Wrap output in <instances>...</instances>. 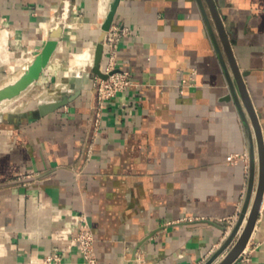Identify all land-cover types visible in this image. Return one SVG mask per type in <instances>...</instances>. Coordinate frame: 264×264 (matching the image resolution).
Segmentation results:
<instances>
[{
	"label": "crops",
	"instance_id": "obj_1",
	"mask_svg": "<svg viewBox=\"0 0 264 264\" xmlns=\"http://www.w3.org/2000/svg\"><path fill=\"white\" fill-rule=\"evenodd\" d=\"M214 1L264 135V0ZM111 2L0 0V82L29 70L67 13L37 80L53 86L96 46ZM113 25L130 30L116 68L132 85L105 102L99 126L92 78L44 116L40 103L60 98L0 117V264H87L80 214L99 264H204L240 216L249 169L231 157L249 154L248 136L199 1L121 0ZM110 58L104 47L101 65ZM235 264H264V198Z\"/></svg>",
	"mask_w": 264,
	"mask_h": 264
},
{
	"label": "water",
	"instance_id": "obj_2",
	"mask_svg": "<svg viewBox=\"0 0 264 264\" xmlns=\"http://www.w3.org/2000/svg\"><path fill=\"white\" fill-rule=\"evenodd\" d=\"M121 0H112L109 12L103 22L101 29V35L99 37L98 43L96 44L95 49V66L93 67L94 73L102 78L107 76L102 73L100 65L101 59L104 51V39L107 32L111 29L115 15L120 4ZM207 25L209 27L210 33L218 50V54L221 58L222 64L225 68L227 78L230 85L231 93L226 96V100L234 99L239 108L241 118L245 124L247 131L248 142H249V175H248V188L245 196L243 209L240 213L239 218L236 221V224L229 234L226 241L222 246L204 263V264H214L217 259L228 249V247L233 243L235 238H237L233 247L229 250L227 255L219 264H235L242 257L243 252L245 251L250 238L256 227L263 198H264V135L262 126L259 120V116L256 112L252 99L250 97L245 77L247 72H244L240 69L237 64V61L233 54L232 44L230 41V35L233 34V30L228 29L225 25L224 19L220 14L217 5L214 0H198ZM208 6V9L205 5ZM216 29L214 28V25ZM222 42L223 48L226 52L233 77L229 70L228 64L226 63L225 57L221 51V46L217 38V33ZM62 31V26L56 28L53 32L52 38L46 44L43 52L38 56L34 64L29 68L28 74L26 75L24 82L17 86L16 88L8 92L11 95L19 93L22 89L28 86L33 80H38L39 75L43 67L48 63L51 55L57 47V39L59 33ZM235 80V81H234ZM238 87L239 94H237L236 85ZM79 94V91L73 93L70 96H63L60 99L51 101V102H41L39 108L34 115H46L50 112L59 109L62 106L67 105L69 102L74 100ZM241 98V99H240ZM243 103V104H242ZM13 114H9L10 118H13ZM249 212V213H248ZM248 214V217H246ZM247 218V219H246ZM246 220V224L243 227V223Z\"/></svg>",
	"mask_w": 264,
	"mask_h": 264
},
{
	"label": "built area",
	"instance_id": "obj_3",
	"mask_svg": "<svg viewBox=\"0 0 264 264\" xmlns=\"http://www.w3.org/2000/svg\"><path fill=\"white\" fill-rule=\"evenodd\" d=\"M67 18L68 16L66 14H62L61 18L57 22V25L62 26L60 23L66 21ZM63 26H65V24H63ZM129 31V28L127 27L112 25L104 39V47H109L111 51V58L108 65H100L102 73L107 77L102 78L97 74H94L92 77L96 89V126L100 125V118L105 102L116 97L120 92L132 85L131 73L129 71L118 70L116 68V52L118 44L123 37L129 34ZM239 159H242L248 163L247 167L249 168L248 152L241 155H233L231 157V162L236 163ZM78 222L79 231L75 236V241L78 245L81 255L87 264H99L95 250V238L87 216L85 214H80L78 216ZM53 259L58 260V257L50 256L48 261Z\"/></svg>",
	"mask_w": 264,
	"mask_h": 264
},
{
	"label": "bare ground",
	"instance_id": "obj_4",
	"mask_svg": "<svg viewBox=\"0 0 264 264\" xmlns=\"http://www.w3.org/2000/svg\"><path fill=\"white\" fill-rule=\"evenodd\" d=\"M59 27L61 26L56 24L53 30ZM95 49H96V46H91V47L85 48L82 52L75 54L73 64H71L68 69L63 71V74L61 77L58 78L56 82V88L53 89V91L56 90L58 92L60 91L62 92L64 90V87H66V84L67 83L69 84L72 81V79H75L76 81L75 86L77 88H80V89L83 88L89 81V73L87 71V68L91 66L92 64H93V67L95 66ZM27 74H28V71H24L21 74L12 75L7 81H5L4 83L0 85V108L3 106L4 103H6L9 99L13 97V95L9 94L8 92L16 88L17 86H20L24 82L23 80L25 79ZM246 217H248V214ZM245 224H246V220L244 222V226Z\"/></svg>",
	"mask_w": 264,
	"mask_h": 264
},
{
	"label": "rangeland",
	"instance_id": "obj_5",
	"mask_svg": "<svg viewBox=\"0 0 264 264\" xmlns=\"http://www.w3.org/2000/svg\"><path fill=\"white\" fill-rule=\"evenodd\" d=\"M74 60V59H73ZM74 61H72L71 64H73ZM70 64V65H71ZM70 67V66H69ZM68 67V68H69ZM67 68V69H68ZM66 70V69H65ZM28 71V70H25ZM87 71L89 73V78H92L94 73L93 64L87 68ZM23 73V71L21 72ZM21 73H13L7 76L5 79H3L0 82V85L7 81L12 75H18ZM63 74V73H62ZM62 76V75H61ZM59 76V77H61ZM58 77V78H59ZM58 80V79H57ZM56 82L55 81L53 86L48 87H42L41 84H38L37 80H34L32 83H30L28 86H26L23 90H21L19 93L13 95L11 99H9L6 103L3 104V106L0 108V116L11 114L15 111H19L22 109H29L34 108V105L38 103L40 100H47V99H53V98H62L63 96L67 95L68 92H71L77 88L75 86V79H72V81L68 84H66V87H64V90L61 92L53 91V89L56 88ZM63 86V85H61ZM65 91V92H64ZM5 106V108H4ZM3 108V109H2ZM5 109V110H4ZM249 169V168H248ZM249 172V171H248ZM244 227V226H243ZM241 228V231L243 229ZM237 238L233 241V243L228 247V249L218 258L217 264H219L224 257L227 255L229 250L233 247L234 243L236 242Z\"/></svg>",
	"mask_w": 264,
	"mask_h": 264
}]
</instances>
